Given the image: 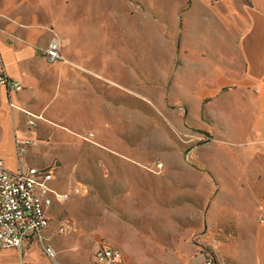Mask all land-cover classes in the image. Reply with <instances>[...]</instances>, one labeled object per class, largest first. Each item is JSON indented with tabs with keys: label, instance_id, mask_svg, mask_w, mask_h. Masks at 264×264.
Returning <instances> with one entry per match:
<instances>
[{
	"label": "crops",
	"instance_id": "0c3cea01",
	"mask_svg": "<svg viewBox=\"0 0 264 264\" xmlns=\"http://www.w3.org/2000/svg\"><path fill=\"white\" fill-rule=\"evenodd\" d=\"M130 2L128 8H137L136 3L133 6ZM131 10H126L129 18L133 14ZM198 12L203 14L199 15L203 35L200 25L198 28L189 26L191 18L194 19ZM162 17L163 27L157 26L163 30V45L170 47L163 60L173 61L172 65L163 67V78L175 77L172 88L183 99L174 105L166 104L160 98L158 107L163 118L158 114L162 118L158 122L162 128L171 129L167 132L178 143L192 144V156L201 150L222 164L209 169L217 177L207 180L217 187L214 197L221 194L220 198L225 200V210L221 205L219 209L215 202L208 221L204 219L205 211L200 202L206 199L201 196L198 188L201 183L194 176L200 169L189 164L163 133L166 140L163 156L179 158L185 165L183 172L189 175L187 186L197 188L190 190L183 184V189L190 194L178 206V216L181 220H191L194 226L181 236L182 241L173 243L172 249L163 247V264H204L207 255L229 264H264V0H177L163 8ZM93 26L99 27L97 19ZM58 27L52 12L45 11L41 0H0V66L10 79L22 86L21 90L8 93L0 84V158L10 169L16 167L15 141L31 139L33 130L27 128L26 120L34 116L39 128L36 133L39 142L36 140L21 162L39 164L45 155L41 144L50 141L51 133L63 134L65 141L71 140L72 135L79 136L88 141L86 143L111 147L105 153L113 160L109 172L110 190L116 192L123 189L119 184L122 174L120 152L129 150L133 154L132 160L147 158L131 150L125 135L119 142L106 134L96 138L91 130L81 136L80 126L68 125L60 111L72 110L77 106V99H81L83 109L92 112L91 115L99 113L102 103V109L113 120H116L120 106L138 109L151 120L156 117V112L153 115L152 106L148 107L151 104L144 85H140L138 94H133L128 101L120 98L104 101L91 95L86 81L90 74H83L70 63L69 29L66 28L67 35H63L64 31L59 33ZM197 33L200 34L199 44L191 46ZM52 39L58 41L61 57L48 61L43 50ZM156 82L161 83L160 80ZM73 98H76L75 102ZM182 105L186 112L178 114L183 111ZM201 111L208 122L200 116ZM54 128L60 131L54 132ZM109 135L115 136V129ZM195 139L197 143H194ZM116 142L121 143L123 150L113 149ZM195 157L198 164L203 162L199 155ZM158 162L162 164L158 173L163 171L160 158L154 161L151 172ZM106 172L103 170L102 175ZM102 182L109 184L107 179ZM104 194L100 198L103 206L107 202ZM110 202L114 208L113 197ZM53 208L48 209L51 223L63 211ZM218 215H223L226 220L223 226ZM199 227L203 229L196 231ZM45 234L47 238L54 236L51 228ZM43 254L36 243L23 241L21 248L0 249V264H19L20 261L52 264L43 258L46 256ZM120 254L121 264H134ZM92 257L86 264L91 263Z\"/></svg>",
	"mask_w": 264,
	"mask_h": 264
},
{
	"label": "rangeland",
	"instance_id": "374dc122",
	"mask_svg": "<svg viewBox=\"0 0 264 264\" xmlns=\"http://www.w3.org/2000/svg\"><path fill=\"white\" fill-rule=\"evenodd\" d=\"M41 1L45 11L52 12V18L59 24L56 28L59 33L63 30L62 34L67 35L65 29H69L71 45L67 50L70 63L76 70L83 71V74H90L87 75L86 81L91 95L104 101L109 98L128 101L132 99L133 94H138L140 85H144L151 104L148 107L152 106L153 115L156 112V117L151 120L138 109L129 110L120 106L117 118L113 120L111 115L102 109V103L98 109L99 113L91 115L92 112L83 109L81 99H77V106L72 110L60 111L68 125L80 126L78 131L81 136L91 130L96 134V138L106 134L115 137L119 142V138L123 139L125 135L131 150L147 159L132 160L133 154L129 150L120 152L122 174L119 184L123 189L112 192L109 172L113 168V160L105 153L106 149L111 147L108 148L104 144L105 147H98L73 135L71 140L68 138L65 141L63 134L51 133L50 141H43L41 144L45 155L35 166L54 167L55 178L48 185L56 192L67 191L74 185H81L83 192L71 194L63 202L53 203L55 209L63 211L61 216L52 220L48 228H51L54 236L47 238L44 234V243L49 245L56 255L54 258H43H47L52 264L54 261L61 264H86L99 243L109 241L108 243H113L120 250L126 261L130 258L134 264H163V247L172 249L176 242L182 241L181 236L187 234L194 226L191 220H181L178 216L182 201L190 194L183 189V184L184 188L197 189L187 186L189 175L183 172L185 165L179 158L173 160L169 156H163V145L166 144L163 133L168 135L189 164L200 169V173L194 176L201 183L198 187L201 196L206 199L200 202L201 209L205 211L204 219L208 221L215 202L218 203L219 209L222 206V210H225V200L220 198L221 194L214 197L217 187L209 184L207 180L217 177L212 175L209 169L222 164L212 158L211 154H205L201 150L192 156L193 145L178 143L167 132L170 128H162L158 122L163 118V112H160L158 107L160 98L166 104L174 105L183 99L172 88L175 77L172 75L168 79L163 78V67L173 63L170 59L163 60L165 52L170 48L163 45V8L169 7L177 0ZM129 1L133 6L136 3L137 8H128ZM126 10H131L132 17H127L129 14ZM91 11L101 14H92ZM199 15L203 14L196 13L189 26L198 28L197 25H200V34L203 35V22L200 21ZM203 18L206 20L205 16ZM96 19L99 21V27L93 26ZM168 33L170 34V31ZM200 34H196L191 46L199 44ZM173 49L177 51L176 46ZM156 80L161 83L157 84ZM72 100L75 102L76 98ZM182 108L183 111L178 114L186 112L184 105ZM203 112H200V116L208 122ZM29 118H34L37 123L34 116ZM114 129L115 136L109 135ZM53 130L60 131L57 128ZM32 132L31 138L37 140L36 131ZM197 142L195 139L194 143ZM120 145L121 143L116 142L113 149L123 150L124 147ZM198 155L203 161L200 164L196 162L195 156ZM160 158L163 171L158 173L159 170L155 166L151 172L154 161ZM106 169L109 171L106 172ZM103 170L106 175H102ZM102 179H107L109 184L103 183ZM103 193L107 199L105 206L100 201ZM112 197L115 200L114 208L110 202ZM220 213L223 214L222 211ZM223 217H217L223 221L221 226L226 221ZM61 224H64L65 229L59 233L57 230ZM202 229L203 227H199L196 231ZM36 245L42 251L41 246Z\"/></svg>",
	"mask_w": 264,
	"mask_h": 264
},
{
	"label": "built area",
	"instance_id": "2783aa9c",
	"mask_svg": "<svg viewBox=\"0 0 264 264\" xmlns=\"http://www.w3.org/2000/svg\"><path fill=\"white\" fill-rule=\"evenodd\" d=\"M44 56L48 61L60 59L59 43L56 39L50 40L44 48ZM0 84L7 92L19 91L22 86L18 81L10 79L0 66ZM264 85V78H263ZM29 130H34L37 123L34 118L26 121ZM36 144V139L25 138L15 141L14 156L17 165L14 169L6 166L0 158V249L21 248L23 241L39 244L42 252L54 257V250L44 243V234L51 225L48 209L54 202H63L69 195L82 193L81 185H74L67 191L56 192L48 183L55 178L54 167H41L21 162L28 151ZM162 164L158 162L159 170ZM64 224L58 228L61 233ZM19 264H35L20 261ZM54 264H61L54 261ZM90 264H121V254L117 248L108 242L102 241L96 248ZM204 264H229L217 261L207 255Z\"/></svg>",
	"mask_w": 264,
	"mask_h": 264
},
{
	"label": "trees",
	"instance_id": "16d2710c",
	"mask_svg": "<svg viewBox=\"0 0 264 264\" xmlns=\"http://www.w3.org/2000/svg\"><path fill=\"white\" fill-rule=\"evenodd\" d=\"M35 131H36V133H37V130H38V126H36V128L34 129Z\"/></svg>",
	"mask_w": 264,
	"mask_h": 264
}]
</instances>
